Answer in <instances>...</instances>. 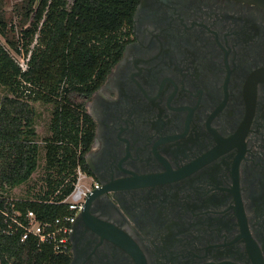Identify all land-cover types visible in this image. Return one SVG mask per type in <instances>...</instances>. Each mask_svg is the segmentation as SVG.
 <instances>
[{"label":"flooded vegetation","instance_id":"flooded-vegetation-1","mask_svg":"<svg viewBox=\"0 0 264 264\" xmlns=\"http://www.w3.org/2000/svg\"><path fill=\"white\" fill-rule=\"evenodd\" d=\"M85 109L68 264H264V9L141 0Z\"/></svg>","mask_w":264,"mask_h":264},{"label":"trees","instance_id":"trees-1","mask_svg":"<svg viewBox=\"0 0 264 264\" xmlns=\"http://www.w3.org/2000/svg\"><path fill=\"white\" fill-rule=\"evenodd\" d=\"M0 0V189L27 183L41 153L45 189L32 199L0 194L2 211H33L40 220L63 215L60 203L73 190L74 173L86 171L93 122L85 109L91 93L119 61L141 0H22L20 27ZM4 41V43L2 42ZM23 73L13 53L26 57ZM51 107L50 135L38 141L35 104ZM66 253L38 246L35 239L0 232V264H68Z\"/></svg>","mask_w":264,"mask_h":264},{"label":"built area","instance_id":"built-area-1","mask_svg":"<svg viewBox=\"0 0 264 264\" xmlns=\"http://www.w3.org/2000/svg\"><path fill=\"white\" fill-rule=\"evenodd\" d=\"M31 52L26 57L14 58L23 73L28 70ZM73 190L71 194L60 203L64 214L51 221H42L33 211L21 212L14 209L10 214L2 211L3 224L1 228L5 235L19 233L21 241L35 239L38 246H50L55 252L66 253L69 249V238L72 226L83 209L85 199L92 189L90 177L81 168L74 173Z\"/></svg>","mask_w":264,"mask_h":264},{"label":"rangeland","instance_id":"rangeland-1","mask_svg":"<svg viewBox=\"0 0 264 264\" xmlns=\"http://www.w3.org/2000/svg\"><path fill=\"white\" fill-rule=\"evenodd\" d=\"M22 0H8L6 3V6L4 7V11L7 17L11 19V23L20 27V17L21 12L17 11L16 5L20 3ZM4 43V41L2 40ZM13 57L20 58V56H17L13 53ZM35 108L37 112L39 113V116L36 120V129L38 133V141L40 145L44 143L43 138L50 135L49 132V122H50V116H51V107L44 106L41 104H35ZM45 161H44V154L41 153V159L39 161L38 170L33 174L31 179L23 184L22 186H19L15 189H0V194H4L6 196H9L12 199L19 200V199H32L34 198V195L39 193L40 190H44L45 187V181L44 178L46 176V171L44 169Z\"/></svg>","mask_w":264,"mask_h":264},{"label":"water","instance_id":"water-1","mask_svg":"<svg viewBox=\"0 0 264 264\" xmlns=\"http://www.w3.org/2000/svg\"><path fill=\"white\" fill-rule=\"evenodd\" d=\"M236 1L257 5L264 9V0H236Z\"/></svg>","mask_w":264,"mask_h":264}]
</instances>
